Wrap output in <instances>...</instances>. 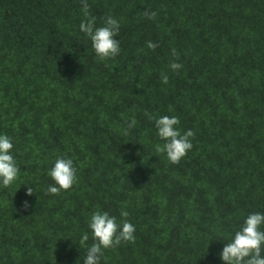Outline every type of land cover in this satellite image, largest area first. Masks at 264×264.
I'll list each match as a JSON object with an SVG mask.
<instances>
[{"label":"trees","instance_id":"trees-1","mask_svg":"<svg viewBox=\"0 0 264 264\" xmlns=\"http://www.w3.org/2000/svg\"><path fill=\"white\" fill-rule=\"evenodd\" d=\"M87 3L97 27L120 23L115 58L81 32L82 0H0V135L20 168L0 184V264H84L91 215L119 223L121 209L135 242L100 264H225L224 246L264 213V0ZM145 112L195 133L179 164L155 151L166 141ZM58 157L78 179L52 195Z\"/></svg>","mask_w":264,"mask_h":264},{"label":"clouds","instance_id":"clouds-1","mask_svg":"<svg viewBox=\"0 0 264 264\" xmlns=\"http://www.w3.org/2000/svg\"><path fill=\"white\" fill-rule=\"evenodd\" d=\"M82 11L85 20L80 24L81 32L85 33L92 41V47L100 61L108 58H115L120 53V42L116 37L119 35L120 23L112 16L104 18L103 26L97 27L95 17H90L89 5L87 0H82ZM143 15L148 19H155L157 12L145 11ZM149 49L155 50L158 44L152 41L147 42ZM172 55L175 60L171 61L169 67L178 72L183 65L176 62L179 60V53L175 48L172 49ZM161 81L168 84L169 77L161 73ZM150 120H155V126L158 129V136L166 141L164 144H156L157 153H166L167 159L172 164H179L180 160L186 156L193 147L192 138L195 133L189 129L184 133L176 127L180 121L178 117L163 115L155 118L151 113L145 112ZM128 123V128L136 126V119L133 117ZM127 134V132L125 133ZM14 145L11 137L0 135V184L3 187H10L18 178L20 168L17 161L11 154ZM142 163H144L142 161ZM48 175L55 182L47 189L48 194L58 195L61 190L70 189L77 182V169L71 158L58 157L54 166L49 170ZM34 193L32 187L27 188V195ZM24 207H30L28 201L24 202ZM121 217L124 219L117 222L115 216L108 212L95 211L89 220V228L92 232L93 243L86 248L84 264H100L103 256V249H110L119 246L122 242H135V226L127 220L129 212L121 209ZM264 225V213H251L247 216L241 230L236 231L234 238L228 242L220 258L225 264H264V255H262V246H264V231L261 226ZM89 240L88 233H84L80 239V245H85Z\"/></svg>","mask_w":264,"mask_h":264}]
</instances>
